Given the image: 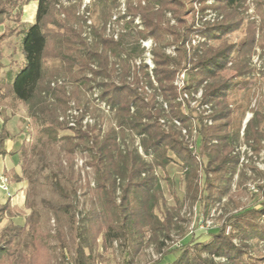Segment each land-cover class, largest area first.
<instances>
[{"label":"trees","instance_id":"trees-1","mask_svg":"<svg viewBox=\"0 0 264 264\" xmlns=\"http://www.w3.org/2000/svg\"><path fill=\"white\" fill-rule=\"evenodd\" d=\"M30 1L34 0H0V25H4L0 33V102L5 108L23 104L42 144L59 140L65 143V185L61 188L49 181L52 190L65 202L46 206L63 215L68 232L75 233L70 264H92L91 254L98 237L104 250L112 248L113 242H124L132 258L149 245L157 246L161 258L179 252L164 264H264V254L249 243H264V184L256 186L262 196L260 206L228 216L206 241L193 240L169 251L164 249L163 241L169 239L178 211H166L161 216L155 212L164 201L156 169L162 171L170 195L178 203L174 184L165 171L166 166L174 163L182 169V203L198 204L206 212L223 196L231 197L230 185L240 166L236 147L251 92L250 58L255 46L264 51V1L255 2L260 18L257 26L246 16V0H211L210 4L209 0H136L135 5L128 0L122 18H129L116 39L105 36L104 30L109 9L117 0H92L84 14L79 13L82 0H66L67 5H62L61 0H35V22L24 24L20 20L22 7ZM208 10L215 17L203 21ZM196 11L201 20L187 25L182 15L195 17ZM167 12L176 26H169ZM136 15L140 16L142 29L133 24ZM88 19L92 20L90 42L82 32ZM256 28L262 37L256 38ZM19 35H23L21 52L25 64L12 78L8 74L5 81L1 76L2 44ZM196 37L198 42L192 45ZM147 38L157 43L152 49V69L143 58L135 63L144 52L141 43ZM167 46L174 47L176 57L165 53ZM229 68L233 77L221 78L220 72ZM181 71L188 77L181 92L189 96L202 88L201 103L211 104L209 125L203 124L201 116L191 115L186 100L178 101L181 94L173 81ZM69 85L75 86L76 91H69ZM81 87H94L108 114H112L113 124L105 130L100 123L83 128L81 118L73 126L65 121L67 110L80 111L77 90ZM242 89L244 95L240 96ZM70 102L72 108H68ZM83 109L88 111L87 104ZM9 117L1 118L0 156L19 153L24 158L33 157L35 147L31 146L29 152L24 143L18 151L6 149L5 143L11 138L7 128ZM173 120L184 127L196 121L197 138L192 148L184 142ZM167 121L171 126H166ZM130 136L131 146L125 141ZM134 136L142 155L133 145ZM243 139L254 153L263 147L261 109L247 121ZM75 150L88 153L86 165L94 172L93 191L99 201V210L92 207L83 215L77 213L74 202ZM58 165L62 169L61 160ZM242 167L253 169L245 164ZM27 168L28 160L21 166L24 174ZM241 174L245 175L243 170ZM12 179L19 181L23 176ZM235 188L239 189V184ZM24 208L30 213L25 215L9 200L0 204V223L4 218L25 215L23 226L10 223L0 234V264H11L8 261L15 256L21 238L26 242L19 264H49L53 247L63 251L68 246L67 231L59 224L54 233L42 229L35 220L33 207L26 203ZM17 237L19 241L15 242ZM233 239L239 244L235 245ZM51 241H56V245L52 246ZM214 258L224 261L216 262Z\"/></svg>","mask_w":264,"mask_h":264},{"label":"rangeland","instance_id":"rangeland-1","mask_svg":"<svg viewBox=\"0 0 264 264\" xmlns=\"http://www.w3.org/2000/svg\"><path fill=\"white\" fill-rule=\"evenodd\" d=\"M91 1L92 0H82V4L79 8L80 14L85 13V7L88 6V3ZM135 1L136 0H131L130 2L135 5ZM211 2L212 1L209 0L208 4ZM255 2L256 0H246V16L255 21V25L259 26L258 24H260V18L255 11ZM61 3L62 5H67L66 0H61ZM128 3V0H117L116 4L110 7L109 16L106 18V27L104 30L105 36L116 39L122 28H124L125 22L129 17L126 16L125 19L122 17L126 15ZM141 5H144V1L141 2ZM32 9H34V6ZM29 12H31V7H29ZM196 12L197 13L195 17H193L192 14H184L181 18L185 20L187 25L197 24L198 21L201 20V15L198 13V11ZM205 13L206 15L203 17V21L209 18V15L212 14L209 10ZM165 18L167 22H169V26L177 25L175 19L171 16V13L167 12ZM133 24L135 27L142 29L140 16H135ZM91 25L92 20L88 19L83 27V36L88 38L87 41H89L91 38L89 31L91 29ZM259 36H261V34L256 28V38ZM262 36H264V31L262 32ZM22 38L23 35L12 36L6 39L2 44L1 49H3V54H5V59H2V64L4 63L3 65L6 66L7 70L2 69L1 76L5 81L7 80V75L12 73V70L15 69V75L17 71L25 64V60L21 52ZM165 40L169 41L170 37L166 36ZM197 42L198 38L196 37L192 40L191 44L194 45ZM156 46L157 43L151 38L143 40L141 47L144 48V52L140 58L135 60V63L139 64L140 59L143 58L148 68L152 69L154 67L153 59L151 57L152 49H154ZM164 51L167 55L176 57V52L174 51L173 46L165 47ZM116 65L119 64L117 63ZM249 67L251 68V73L249 76L250 80L248 86L251 92L248 109L245 111L242 118L239 140L236 147V150L239 152L240 166L234 174L232 183L230 185L229 194L231 197L229 198L226 195L223 196L221 201L209 206L206 212H204L202 206H199L198 204H190L187 202L182 203L184 195L182 169L179 165L174 163L166 166L165 171L167 176L174 184V195L178 201V203H176L172 195H170L171 192L169 191L168 186L163 179L162 171L156 169V175L159 178V186L161 189L162 198L164 199L160 206L156 208V214L161 216L166 211L173 212L174 214L175 209L178 211V214L174 218L175 225L170 231L168 237L169 239H165L163 241L165 250L169 251L193 240L196 242L206 241L209 239L210 234L218 231L228 216L235 214L238 211H243L252 207H258L262 202L261 193L257 191L256 186L257 184H264V139L262 140L263 147L257 153H254L252 150H250L251 148L244 142L243 139L245 125L247 124V121L253 118L254 112L258 109H261L262 113L264 114V77L262 76L264 73V51H262L258 46L254 47V52L251 55ZM182 74L184 75V79H180V81L184 80V82H186L188 77H186L185 71H181L173 81L174 86L177 87V90L181 94L178 98V101L181 102L185 101V99L182 98L183 93L181 92L183 84L180 83V81L178 82L177 78L179 79ZM233 75L234 73L230 70V68L220 72V77L223 79L230 80ZM176 81L178 85H175ZM67 88L69 91H76L75 86H70ZM244 91V89L241 90L240 96L244 95ZM77 92L78 106L80 111L76 112L72 109L66 111L68 117L65 121L69 123V126H71L70 123L72 122L73 125H75L76 120H79L80 118L83 128L86 125L92 126L94 123H100L102 129L105 130L109 125L113 124L112 114H108L107 107L100 100L99 93L94 87H91L89 90L81 87V89H78ZM201 97L202 88H199L197 92L190 94L186 100L188 109L189 111H192L191 115L193 117L201 116L203 118V124L212 123L210 119V116L213 112L211 104L201 103ZM85 104L88 106V111H84L83 109ZM73 106L74 105L72 102L68 104V108H72ZM5 115L11 116L9 117L10 119L7 124L11 138L6 141V148L15 152L18 151L21 144L24 143L30 152V147H35V153L33 157L24 158L23 155L18 153L17 157L14 158L15 162L20 167L24 161L28 160V168L25 174L21 170L23 180L25 181L26 185L24 190L25 204L28 203L33 207L35 220L38 224H40L42 229L54 233L55 226L59 224L64 227L65 231H67V239L69 240L68 246L63 251L57 247H53L51 249V258L49 264H70L75 251V241L72 240L75 233L68 232L69 230L67 228L66 219L63 215L52 212L46 206L47 203L61 204L65 202V200L58 193L52 190V187L49 184V181H51L53 184L58 185L61 188L65 185V181L63 180L64 173L67 170L66 159L64 158L65 143L64 141L59 140L56 143L42 144L38 140L34 121L31 118L26 117V107L21 103H15L11 105L10 108H5L0 102V125L1 118ZM59 119L63 120L64 118L60 117ZM172 123L180 129L182 139L186 144H188L189 148L190 146L193 147V141H195L197 138V133L195 131L196 121L193 120L187 127H184L179 122L177 125L176 120H173ZM165 124L166 126H171L170 121H167ZM65 133L70 134L68 131H65ZM133 139L135 140L133 143L134 147H136L139 154L142 155L141 149L138 147L137 138L134 136ZM130 140L131 136L125 140L129 146L132 144ZM72 157V171H74L73 181H75L77 188L76 200L74 201L77 208V213H81L83 215L92 207H95L97 210H99L98 197L93 191L95 188V175L92 168L86 165V162L88 161L87 151L75 150ZM60 160L62 169L58 165ZM243 164L250 165L253 169L242 167ZM241 170H243L245 173L244 176H242ZM237 184H239V189L235 188ZM28 213H30V210L26 209L25 215ZM25 215L20 217L24 218ZM78 217H81V215L78 214ZM10 223L11 221H9L8 225ZM229 230L230 229L228 226L226 227L225 232L228 233ZM3 232L4 230L1 233ZM18 238L19 237L16 238L15 242L19 241ZM99 238L100 237L97 238V244L93 249V253L91 254L92 264H164L166 262H171L179 254V252H176L161 258L160 252L157 251V246L149 245L148 247L140 250L139 253L132 258L124 242H113L112 248L110 247L104 250L101 246V239ZM21 239L22 240L19 241L17 246L18 250L16 251L15 256L12 260H9L8 263L19 264L21 258L20 255L25 251L23 245L26 242L25 238ZM233 243L235 245L239 244L238 240L236 239H233ZM249 243L253 249H256L257 251L264 254L263 242L249 241ZM50 244L55 246L56 241H51ZM214 261L223 262L224 258H214Z\"/></svg>","mask_w":264,"mask_h":264},{"label":"crops","instance_id":"crops-1","mask_svg":"<svg viewBox=\"0 0 264 264\" xmlns=\"http://www.w3.org/2000/svg\"><path fill=\"white\" fill-rule=\"evenodd\" d=\"M36 5H37V1L34 0L33 2L30 1L27 5L22 7V19L21 20L24 24H33V22H35L34 19H35L36 10H37ZM33 6H34V9H32ZM29 7H31V12H29ZM3 30H4V25H0V33H2ZM3 59H5V57ZM3 66H4L3 69L7 70L6 66L5 65ZM14 72H15V69L12 70V73L9 74L11 78L13 77L12 75H14ZM15 157H17V154L0 156V175L6 176L8 180L7 191L4 192L0 190V204H4L7 200H9L12 206L26 212V209L24 208L25 207L24 206L25 205L24 190L26 186L25 181L23 179H20L19 181H13L12 179L13 176H18L19 178H22L21 167L18 166L17 163L15 162L14 160ZM9 221H11V223L16 226H23L24 224V218H21L20 216H16V217L13 216L12 218H5L0 223V233L3 230H5L4 228L7 227Z\"/></svg>","mask_w":264,"mask_h":264},{"label":"built area","instance_id":"built-area-1","mask_svg":"<svg viewBox=\"0 0 264 264\" xmlns=\"http://www.w3.org/2000/svg\"><path fill=\"white\" fill-rule=\"evenodd\" d=\"M210 17L209 18H207L208 20H212L213 19V17H214V14L212 15H209ZM180 79H184V75L182 74V76L178 79L177 78V80H178V82L180 81ZM180 83H182L183 84V86H184V80H181L180 81ZM175 85H178L177 84V81L175 82ZM188 94H186V93H183L182 94V98L183 99H185V100H187L188 99V96H187ZM176 123H177V125L179 124L177 121H176ZM207 124H210V123H207ZM70 125L72 126L73 125V122L72 123H70ZM183 132L185 133V131L183 130ZM190 148H192V146H190ZM7 184H8V180H7V178L5 177V176H0V189L2 190V191H4V192H6L7 191Z\"/></svg>","mask_w":264,"mask_h":264}]
</instances>
